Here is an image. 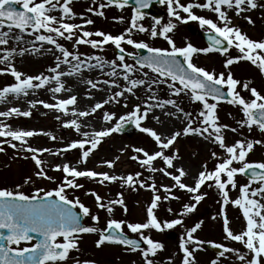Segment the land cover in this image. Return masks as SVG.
Segmentation results:
<instances>
[{
	"label": "snow or ice",
	"instance_id": "obj_1",
	"mask_svg": "<svg viewBox=\"0 0 264 264\" xmlns=\"http://www.w3.org/2000/svg\"><path fill=\"white\" fill-rule=\"evenodd\" d=\"M71 2L72 0H62V2L61 0H55V2L53 0H39V2L36 0H0V29H8V31L0 30V45L8 44L9 39H14L17 42L22 41V35L12 34V30L17 29L21 34L34 36V41L29 42L33 45L30 51H39L35 42H46L53 45L55 51L59 53L55 57V66L48 70L51 75L23 76L10 63L16 49H4V55L0 56V63H7L8 67L0 69V74L9 72L16 82L0 89V101H5L9 94L26 96L29 90L43 88L52 82L55 83L54 87L49 88L52 93L58 94L69 91L61 77L80 75L83 71H92L93 69H98L109 79L84 81L90 89L101 91L99 85L104 84L108 89L115 88L118 90L112 92L106 99L97 101L88 110H78L74 107L77 103L75 95L68 98H57L56 103L53 104L44 101L35 102L65 115L69 112V106H73L71 112L77 119L64 121L62 127L74 129L82 138L69 142L56 152H51L45 148H35L28 143V138L39 134L48 135L55 140L56 138L50 133L14 130L2 121H0V138L5 139H0V145L7 144L8 147L16 149L18 145L14 142H18L20 150L32 153L31 160L37 169L34 175L38 179L54 182L55 178L47 175L44 168L45 161L39 158L40 154L49 152L51 155H57L75 149L79 151L77 163H84L105 137L121 131L125 123L131 122L140 132L151 137L156 145V150L149 153L144 148L134 147L132 151L135 155H132L130 159L136 161L141 168L153 173L158 171L174 182L171 186L161 185V189L166 194L163 199H177L171 195L173 187L192 194L191 199L195 203L183 205V211L178 214L183 216L191 213L204 198L205 194L200 193L203 185L214 186L219 191L223 201L220 215L224 217L223 232L225 239L243 244L247 253L218 243L210 242L211 246L220 249L218 252L220 257H224L225 253H233L241 264H264V203H261V200H264V161L247 160V156L254 149V146L257 144L264 145V140H236L230 145L227 144L223 130L229 126L220 124L216 115L218 103L226 101L233 106H239L244 117V119L237 121L241 128L247 127L251 131L255 126L261 133H264V95L255 87L250 86L251 81L242 83L235 79L230 71L227 74L208 71L197 66L192 59L193 55L197 53L218 52L223 56L228 53L229 49L235 48L240 55L228 56L224 61L226 69L233 63L246 60L256 66L261 74H264V40H252L241 32L239 27L232 24L231 17L227 12V10H233L239 16L246 10L257 8L259 5L256 0H204L203 3L189 2L187 4L180 3V0H159L161 4L166 3L167 15L170 18L181 23L196 21L202 29L206 28L205 34L209 45L205 48H196L191 43H187L184 47H177L168 35L176 27L171 19L167 24L160 26L161 22L157 18L150 29V37L163 38L167 41L169 48L153 47L145 41L132 39L131 29H136L141 33L149 31L143 25L137 24V21L143 16L139 9L147 7L149 0H136L137 8L133 10L130 28L115 36L99 30L95 32L84 30L85 25H90L94 21L84 19L83 14H81L82 24L66 22V18L71 19L76 16L70 7ZM127 4L128 0H107L106 4L100 3L98 8L90 7L87 11L103 16L104 13L98 9L111 5L123 8ZM14 5H19V10ZM57 8L60 11L59 17L49 14ZM193 8L207 9L215 13L216 20L196 15L192 11ZM181 12L186 15L182 16ZM114 19L122 20L123 18ZM244 19L249 24L253 23L250 17H244ZM77 31L79 32L78 35ZM92 36L101 39H90ZM56 38L72 41L73 49L79 45H89L93 49L103 51L104 45L110 43L117 50L116 56L115 59L109 61L101 56L69 51L58 43ZM123 44L131 46L136 51L127 52L122 46ZM140 50L147 54L139 55ZM26 51L29 49L21 48L19 54L23 55ZM82 55L83 59L81 58ZM126 57L131 58L134 63H128ZM62 65L67 66V71L61 70ZM106 67L108 71H105ZM137 72H140V78H136ZM149 73L152 74L151 77ZM118 79L124 81L123 86L118 83ZM160 84L167 86L170 96H179L183 93L189 96L191 102H198L202 107L193 116L179 107L176 100L171 98L159 99L153 86ZM238 86L249 92L251 98L246 99L242 96L237 90ZM140 87H144L146 92L150 93L143 102V108L137 104L131 112L118 118L115 113L105 111L102 116L103 122L109 124L115 120L114 124L100 130L81 131L82 125L79 118L97 113L106 104L118 103L119 98L125 97V93L134 95V89ZM86 98L92 99L93 97L89 93ZM33 105L34 102H29L30 107ZM124 106L127 107V104L125 103ZM165 106H172L176 109L175 113L166 112L165 115H175L177 119L183 117L185 123L181 130L162 136L154 129L142 126V121L147 118L152 108H164ZM30 115V111H21L16 107L0 112V117L5 118L12 116L28 117ZM57 119L59 120L60 117L58 116ZM194 124L196 126H193ZM230 130L232 132L237 131L236 128H230ZM189 135L199 136L210 141L217 145L223 153V155H219L215 151L211 153L212 159L217 161L214 169L209 170L205 163L202 170L193 178L192 185L183 182L187 173L183 167H177L174 163L179 158L178 153L173 151L171 154H167V151L172 149L179 137ZM3 151L4 148L0 147V152ZM157 160L162 162V167L156 168L154 166V162ZM102 163L108 168L114 167V161H103ZM52 167L53 171L63 173L62 179L53 188L48 190L36 188L31 195L21 191L20 185H17L15 190L0 188V230H3L0 232V264H62L69 259L71 250H79L80 235L93 233H98V239L95 241L97 248L105 244L120 245L126 251L139 252L143 264H155L151 257L163 250V244L153 240L150 235H145L144 230L154 229L159 232L182 224L180 218L162 222L156 217L154 210L158 207L162 197L157 194L155 182L146 184L140 179V172L123 176L97 172L92 169H78L69 163L55 164ZM169 169L174 171H169ZM237 175L247 176L248 183L240 185L239 196L229 201L228 186L236 188L235 178ZM79 178L94 180L101 185L106 182L120 181L122 186H127L133 190H135L134 185L150 189L153 194L146 210L145 222L131 223L109 218L103 229L98 228L96 225L99 222V217L92 214L90 208L81 202L79 197L69 198L67 194L69 189L83 188V185L77 182ZM31 179V177L25 178L24 184L30 183ZM254 183L258 186L252 187ZM84 195L93 197L95 206L104 209L109 214L113 212L116 205L127 212L122 193H117L115 199H109L106 203L104 198L94 190L85 191ZM258 196L260 197L259 200L256 199ZM229 202L240 208L245 221L244 229L238 234L231 231L224 213L223 205ZM168 211L171 212V209L169 208ZM84 217H90L92 224L85 226L82 223ZM200 226V222L195 223L186 231L185 237L181 238L179 242V250L183 254L181 264H195L193 253L203 242L195 239L193 233ZM125 227L128 232L137 234L139 239L130 238L124 231ZM33 234L38 239L29 245V242L33 240ZM22 242L28 246L20 247ZM141 242L146 247H141ZM190 244L196 247L190 248L188 246ZM249 253L250 255H248ZM75 264H95V262L87 260L81 262L76 259ZM169 264H171V260H169ZM211 264H218V261L213 259Z\"/></svg>",
	"mask_w": 264,
	"mask_h": 264
},
{
	"label": "rangeland",
	"instance_id": "obj_2",
	"mask_svg": "<svg viewBox=\"0 0 264 264\" xmlns=\"http://www.w3.org/2000/svg\"><path fill=\"white\" fill-rule=\"evenodd\" d=\"M36 2H39V0H36ZM53 2H55V0H53ZM189 2L203 3L204 1L180 0V3L182 4H187ZM256 3L259 5L257 8L246 10L239 16H237L233 10H227V12L231 17L233 25L239 27L241 32L246 34L252 40L260 41L264 40V0H256ZM99 4L100 2L97 0H95V2H93V0H72L70 7L73 12L76 13V16L71 19L66 18V22L82 24L81 14H83L84 19H91L94 21V23L84 26V30L87 31L95 32L99 30L115 36L124 33L126 29L130 28L131 17L133 15L131 9L107 6L103 9H98L104 13L103 16L87 11L90 7L98 8ZM162 8L165 10L166 15L160 21V26L167 24L170 19L176 25L173 31L168 33V35L173 39L177 47H184L187 43H191L196 48H205L203 43L194 40L186 30L187 25H193L198 29H202L198 22L188 21L186 23H181L167 15L166 3L162 4ZM192 11L198 16L213 19L214 21L216 20L215 13L207 9L193 8ZM49 14L59 17L60 11L57 8L52 10ZM181 15L183 16L186 14L181 12ZM120 17L123 19H114ZM244 17H250L253 23L249 24ZM153 23L154 20L143 16L137 21V24L143 25L149 31L141 33L136 29H131V38L137 41H145L153 47L169 48L167 41L163 38L150 37V29ZM0 30L8 31L7 28ZM204 30H206V28H204ZM12 34L22 35V41L17 42L14 39H9L8 44L0 45V56L4 55V49L14 48L16 49V52L11 57L10 63L11 66L21 72L23 76H35L39 74L51 75L48 70L55 66V57L59 55V53L55 51L54 46L49 45L46 42H35V46L39 51L32 52L30 49L33 45L29 42L34 41V36L21 34L17 29H13ZM78 34L79 32L77 31V35ZM56 39L58 43L62 44L69 51H78L81 54L87 55H97L109 61L115 59V55L112 51L115 47L110 43L104 45L103 51L93 49L89 45H79L76 49H73L72 41L64 40L62 38ZM90 39L101 38L92 36ZM122 46L127 52L135 51L127 44H123ZM21 48L29 49V51L20 55L19 51ZM238 55H240L239 52L235 48H231V50L223 56L213 52L207 54L197 53L193 55L192 59L193 63L208 71H213L217 74L221 72L227 74V72L230 71L233 77L242 83L245 81H251L250 86L255 87L262 95H264V74H261L256 66L246 60H241L233 63L227 69L224 67V61L228 56L235 57ZM81 58L83 59V55ZM126 61L128 63H133L127 59ZM7 67V63H0V69H5ZM61 70L67 71V66L62 65ZM105 71H108L107 67L105 68ZM145 71H147V69H145ZM140 76V72H137L136 78H140ZM149 76L151 77L152 74L149 73ZM88 79L95 81L97 79H109V77L104 76L98 69H93L92 71H83L80 75L76 76L61 77V80L69 91H63L58 94L52 93L49 91V88L55 86V83L52 82L43 88L29 90V93L26 96L9 94L7 96V101H0V112L6 111L11 107H16L21 111H30L31 115L28 117H0V121L8 124L14 130H34L39 133H50L51 136L56 138L55 140L51 139L48 135L39 134L28 138V143L35 148H45L49 149L51 152H56L69 142L82 138L74 129L62 127L64 121L77 119V117H72L71 115L67 116L55 110L45 108L41 103L35 102L44 101L53 104L56 103L57 98H67L71 95H75L77 101H79V98H82L80 96L84 95V93L98 95L99 99L97 101H100L106 99L112 92L118 90L115 88L108 89L104 84L99 85L100 89H102L101 91L90 89L84 82ZM15 82V78L9 72L0 74V89ZM118 83L123 86L124 81L118 79ZM153 87L155 88V94L159 99H174L179 107L183 108L184 111L191 113L193 116H195L197 111L202 107L198 102H191L189 96L183 93L179 96H170L169 89L164 84L154 85ZM224 90L226 91V89ZM237 90L246 99L251 98L250 93L245 91L241 86H238ZM148 95H150V93L146 92L144 87L134 89V95L125 93V97L119 98L118 103L104 105L102 109L95 113L97 114L96 118L92 117V119L87 120L83 117L79 119V122L81 123L82 128L85 123L89 121L94 123L97 129L109 127L115 123V120L109 122V124H105L102 120L105 111L115 113L118 118L125 113L131 112L133 107L137 104L141 105V108H143V102L147 99ZM29 102H34V105L30 107ZM85 103L88 102L85 101ZM125 103L127 104V107L124 106ZM89 108L90 106L86 105L82 110H88ZM69 109H71L70 106ZM166 112L175 113L176 109L172 106H165L164 108L154 107L149 112L156 117H161L164 126L162 125L161 127L156 128L152 125H147L145 120L142 121V126L154 129L162 136H167L173 131L181 130L185 123L183 117L177 119L175 115H165ZM216 115L220 124L229 126V128L223 130V135L227 144L230 145L236 140H264V133H261L255 126L249 131L247 127L241 128L237 124V121L244 119L239 106H233L227 102H219L216 109ZM58 116L60 117L59 120L57 119ZM193 126L196 125L194 124ZM82 128L81 131H83ZM230 128H236L237 131L232 132ZM133 130L134 132L130 137L118 134L117 132L105 137L98 145L97 149L89 155L84 163H77L79 151L75 149L57 155H51L49 152L40 154L39 158L45 161V171L47 175L55 178L54 182L38 179L34 175L37 169L34 162L31 160L32 153L20 150L18 142H14L18 145L16 149L8 147L7 144L0 145V147L4 148V151L0 152V188L15 190L16 186L20 185V190L29 195L36 188H44L45 190L53 188L55 187V184L62 179L63 173L53 171L52 166L62 163H69L78 169H92L97 172H108L109 174L123 176L130 173L135 174L140 172V179L145 181L146 184H150L153 181L155 182L158 190L157 194L162 197L158 207L154 210L156 217L162 222L177 218L182 219V224L176 225L171 229H165L164 231L159 232L154 229L144 230L145 235H150L153 240L159 241L163 244V250L158 251L154 257H151L155 261V264H169V260H171V264H181L183 254L179 250V242L182 237H185L186 231L197 222H200L201 226L195 233H193V236L195 239L202 241L203 243L193 253L195 264H211L213 259H216L218 264H241L233 253H225L224 257H220L205 249V246L211 245L210 242H212L247 253V249L244 248L243 244L225 239V233L223 232L224 217L220 215L223 201L219 191L214 186L209 187L207 184L203 185L200 189V193L205 194L204 198L199 204H197L196 208L191 213L179 216L178 214L183 211L184 204L195 203V201L191 199L192 194L173 187L171 195H174L177 199H163L166 194L161 189V185L171 186L174 182L158 171L153 173L145 168H141L136 161L130 159L132 155H135L132 151L134 147L144 148L149 153L156 150V145L151 137L140 132L134 124ZM173 151H176L179 157L174 163L177 167L184 168L187 175L183 178V182L189 185L193 184V178L200 170H202V166L205 163L209 170L214 169L217 161L211 157L213 151L217 152L219 155H223L222 150L217 145L195 135L179 137L172 149L167 151V154H171ZM247 160L264 161V145H255L254 149L247 156ZM103 161H114V167L108 168L102 163ZM154 166L160 168L163 164L161 161L157 160L154 162ZM235 166L238 167L239 165ZM169 171L174 170L169 169ZM27 177L32 178L31 182L24 184V180ZM150 177L151 179H149ZM235 179L236 188L228 186L229 201L234 200L239 196L240 185L248 183V180L242 175H237ZM77 182L82 184L83 188L75 190L69 189L67 190V194L69 198H73L74 196L79 197L81 202L90 208L91 213L99 217V222L96 225L98 228L103 229L109 218L125 220L126 222L131 223L145 222L147 216L146 210L151 202L153 194L150 189L140 188L138 185H134L135 190H133L127 186H122L120 181L113 183L106 182L101 185L94 180L79 178ZM257 186L258 185L255 183L252 185V187ZM88 190H94L97 192L104 198L105 203L109 199H115L117 193H122L127 212H125L119 205L114 206L111 214L107 213L104 209L97 208L95 206L94 198L84 195L85 191ZM256 199L259 200L260 197L258 196ZM261 203H264V200H261ZM223 206L231 231L234 234L240 233L245 227V221L240 208L233 206L231 202ZM169 208L171 209V212L168 211ZM84 218L85 225L89 226L92 224L90 217ZM124 231L136 239H139L137 234L128 232L126 227L124 228ZM129 234L127 235L130 236ZM170 234L174 235L173 239L169 238ZM96 239H98V233L80 235L78 240L79 250H71L69 253V259L62 262V264H75L76 259H79L81 262L85 260L94 261L95 264H143V259L139 252H129L124 248L113 245H103L102 247L97 248L95 246ZM188 246L190 248L196 247L191 244ZM143 247L146 246L143 245ZM248 255H250V253Z\"/></svg>",
	"mask_w": 264,
	"mask_h": 264
},
{
	"label": "water",
	"instance_id": "obj_3",
	"mask_svg": "<svg viewBox=\"0 0 264 264\" xmlns=\"http://www.w3.org/2000/svg\"><path fill=\"white\" fill-rule=\"evenodd\" d=\"M104 1H107V0H104ZM159 5H160L159 0H149L148 6L145 8H140L139 11L146 16L152 17L153 19H157V18L160 19L162 17V13L157 9V6H159ZM127 6L132 7V11H133L134 9L137 8L136 0H128ZM14 7H16L17 10H19V6L14 5ZM199 36L206 42L207 45H209V41L207 39L206 34H199ZM116 52H117V50L114 49L115 54H116ZM138 54L139 55H146L147 53L143 50H140V52ZM128 59H131V58H128ZM131 127H132V123L129 122L128 124L124 125L123 128L121 129V131H119L118 133H123L127 136H130L132 134V128ZM245 177L248 178L247 176H245ZM0 232H3V230H0ZM33 235L35 236V238H38L35 234H33ZM173 237H174V235L170 236V238H173ZM141 247H142V244H141ZM206 248L212 252H215V253H218L220 251V249H216L212 246H207Z\"/></svg>",
	"mask_w": 264,
	"mask_h": 264
},
{
	"label": "bare ground",
	"instance_id": "obj_4",
	"mask_svg": "<svg viewBox=\"0 0 264 264\" xmlns=\"http://www.w3.org/2000/svg\"><path fill=\"white\" fill-rule=\"evenodd\" d=\"M87 95L88 94H85L84 93V95L80 96L82 98H79V101H77V103H76L77 105H75L74 107L77 108L78 110H82V108L84 106H86V105L91 106V105H93L99 99V96L98 95H91L90 94L93 97L92 99L86 98ZM7 100L8 99L6 98V101ZM85 101L88 102V103H85ZM70 107L72 108L73 106H70ZM70 115L72 117L74 116V115H72L71 109H69V112H68L67 116H70ZM96 116H97V114H93V115H90V116H87V117H84V118H86L88 120V119H92V117L93 118H96ZM156 118H158V119H156ZM79 119H81V118H79ZM145 123L147 125H152L153 127H156V128L158 127L159 128V127H161L163 125V119H161V117H159V116L156 117L152 113H148L147 118L145 119ZM93 129L100 130V129H97L96 125L94 123H92L91 121L86 122L85 125L82 128L83 131H92Z\"/></svg>",
	"mask_w": 264,
	"mask_h": 264
},
{
	"label": "flooded vegetation",
	"instance_id": "obj_5",
	"mask_svg": "<svg viewBox=\"0 0 264 264\" xmlns=\"http://www.w3.org/2000/svg\"><path fill=\"white\" fill-rule=\"evenodd\" d=\"M202 1H204V0H202ZM164 13H165V12H164ZM192 28H193V29H197L195 26H192ZM197 30H198V29H197ZM195 39H197V38H195ZM84 220H85V218H84ZM31 243H35V242H34V241H30V242H29V245H30ZM22 246L24 247V246H28V245L24 244V245H22Z\"/></svg>",
	"mask_w": 264,
	"mask_h": 264
}]
</instances>
